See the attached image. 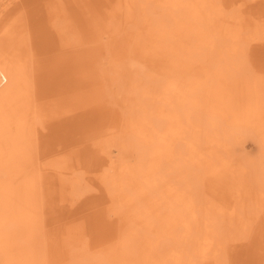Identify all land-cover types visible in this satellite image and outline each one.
I'll return each mask as SVG.
<instances>
[{"label": "bare ground", "instance_id": "obj_1", "mask_svg": "<svg viewBox=\"0 0 264 264\" xmlns=\"http://www.w3.org/2000/svg\"><path fill=\"white\" fill-rule=\"evenodd\" d=\"M78 1L49 5L77 59L57 86L40 35L0 14V264H232L255 227L264 243V0L249 24L257 0H91L81 30Z\"/></svg>", "mask_w": 264, "mask_h": 264}, {"label": "rangeland", "instance_id": "obj_2", "mask_svg": "<svg viewBox=\"0 0 264 264\" xmlns=\"http://www.w3.org/2000/svg\"><path fill=\"white\" fill-rule=\"evenodd\" d=\"M11 1H12V3L9 5L10 7L8 6V9H5L4 5L0 7V14L4 15V18L7 17L6 12L11 7L13 9L11 14H10L11 18L7 17V19L4 21V23H9L13 19V21L16 20L18 23L22 24L21 26L25 27L26 29H29L32 33H34L38 36L40 35L41 41H38V47H39L40 51H41V49H44V51L42 52V54L37 56V59L38 60L41 59V61H44V63L42 64V66H43L42 68H44L47 71H49V70L52 71L51 77L48 81L49 86H51V85L57 86L58 82L53 81V79H51L52 76L54 75V73H56L54 71L57 68L63 67L64 66L63 64H67L69 62L71 63L73 61H76L77 59H66L68 57V53H66V50L61 49L60 46L54 47L55 44H57V42H56L57 39H58V41L60 40V35H58L56 33L55 36H51V38H49V36L47 34L45 35L47 30H48V32L50 30H52L51 25H47V24L51 23V22H48L49 21L48 16H49V10H50L49 5L53 4V2H55V0L54 1L53 0H7L6 5L8 2H11ZM64 1H66V0H64ZM82 2H83V4H82ZM258 3L259 2L257 0L254 2L253 1L247 2L246 5H244V13H242L244 15V18H243V21H241L242 24H246V23L249 24L251 19L255 18V17H253V15L255 14V12H257L258 7H262L260 5V3H259V5H258ZM70 5L74 6L77 10H66L65 13H66V17L68 18L67 21H69L68 25L70 28H73V29L77 28L78 30H81L82 27L80 26V23H78L77 21L79 20V18H82V17L85 18V17L91 15V10L94 8L92 1L91 0H89V1L79 0L77 3H75V2H70L68 4L66 3L67 7ZM64 6H65V4H64ZM249 8H250V10H249ZM1 12H3V13H1ZM251 15H252V17H251ZM52 16L54 17L53 14H52ZM85 23H87V20L85 21ZM85 23H83V28L86 27ZM26 24H28V25H26ZM70 34H71V36H73L72 32ZM83 35H84V33H83ZM83 35L81 36L80 41L84 42V41H86V39L88 37L86 35H84V36ZM56 37H57V39H56ZM53 41H55V44L53 43ZM59 44H61L60 41H59ZM256 49L261 50L260 54L258 55L259 57H261V59L257 60L258 56H257V58L255 56L253 64H254L256 69H259L260 68L259 67V61L261 63H264V46H263V48L258 46V47H256ZM101 53L99 55L98 61L99 60H102L104 62L109 61L110 55L107 54V51L104 48H102ZM82 57H80V58H82ZM103 72H107V75H106L107 80H104V81H106L107 85L113 84L112 85L113 88L116 89L117 88V86L115 85L116 83L114 84L113 79H110L111 75L108 73V67H106V64L103 66L102 73ZM97 78L98 77H96L94 79L97 80ZM83 82L89 83L85 79L83 80ZM78 85H79V82H78ZM87 90L89 91V89H87ZM111 94L113 95L114 93H110V95H109L111 100H115V101L118 100L119 102L121 101L120 98H114L113 97L114 95L111 96ZM83 120H84V118H82V117L79 118L78 123L81 122L80 126H82ZM240 144H241V146H240ZM240 144L238 146L236 145L238 148L236 146H235L236 148L233 146L235 149H237V150L239 149L238 151H239L240 155H238V156L240 158L246 160V159H248V156H249V158L256 157L258 150H259V144L254 139L250 138L249 136L243 137ZM242 153H244V154H242ZM117 156H116V154L112 155V157L114 159L118 158ZM101 198H102V200L105 201V199L103 197H101ZM104 205L107 206V204H104ZM43 229H45V234H43V237L46 238L47 231L49 230V224L45 225L43 227ZM261 233H262L261 229H257L255 227V229H253V231H252V234H251V237L249 238V240H247V242L244 243L245 245L242 244L240 247L239 246L237 248L234 247L235 249L230 252V255L227 254L228 257L231 259L232 264H264V262H263L264 261V243H262L258 239V236H260ZM255 235H257L256 239H255ZM86 236H84V237L86 238ZM112 236L115 238L114 234ZM43 237H41V238L43 239ZM90 239L92 240V238H90ZM39 242H40V237H39ZM87 244H90V243H87ZM69 260L70 259H68V260L65 259V260H63L64 262L62 261L60 264H67L69 262Z\"/></svg>", "mask_w": 264, "mask_h": 264}]
</instances>
